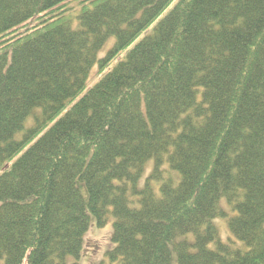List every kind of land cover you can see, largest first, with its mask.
<instances>
[{
  "label": "trees",
  "instance_id": "obj_1",
  "mask_svg": "<svg viewBox=\"0 0 264 264\" xmlns=\"http://www.w3.org/2000/svg\"><path fill=\"white\" fill-rule=\"evenodd\" d=\"M110 219L93 264H264V0H0V264Z\"/></svg>",
  "mask_w": 264,
  "mask_h": 264
},
{
  "label": "rangeland",
  "instance_id": "obj_2",
  "mask_svg": "<svg viewBox=\"0 0 264 264\" xmlns=\"http://www.w3.org/2000/svg\"><path fill=\"white\" fill-rule=\"evenodd\" d=\"M78 1H73L68 4V6H73L74 9L78 8ZM114 39H110L106 45L104 46L103 51L101 54H104L108 48H110L113 45ZM125 53L120 54V57H123ZM119 57V58H120ZM98 73L96 69L92 73V77L89 81V85L93 84L98 79ZM223 205L226 206V200H222ZM112 222L113 220L110 219V224L99 228L96 226H92L90 231L88 232L86 236V249L84 251L83 257H82V264H93L96 262H99L102 260L108 249L112 247V241H111V234L113 231L112 228ZM219 230H220V237L223 241L227 242L230 238H232V234L230 233L227 222L223 220L222 218H217L215 220Z\"/></svg>",
  "mask_w": 264,
  "mask_h": 264
}]
</instances>
